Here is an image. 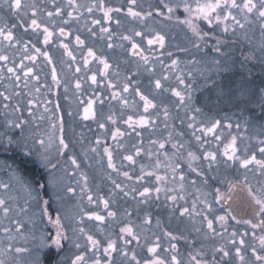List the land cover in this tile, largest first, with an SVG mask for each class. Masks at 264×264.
Instances as JSON below:
<instances>
[{
    "label": "snow or ice",
    "instance_id": "6c2138e0",
    "mask_svg": "<svg viewBox=\"0 0 264 264\" xmlns=\"http://www.w3.org/2000/svg\"><path fill=\"white\" fill-rule=\"evenodd\" d=\"M236 51L264 65V0H0V264H264V87L213 77Z\"/></svg>",
    "mask_w": 264,
    "mask_h": 264
},
{
    "label": "flooded vegetation",
    "instance_id": "af4514ba",
    "mask_svg": "<svg viewBox=\"0 0 264 264\" xmlns=\"http://www.w3.org/2000/svg\"><path fill=\"white\" fill-rule=\"evenodd\" d=\"M177 32L178 30H175L172 33L173 45H179L183 41V35L182 34L177 35L176 34ZM236 57H239L240 59L236 60ZM242 60H243V57H240L239 51H236L235 56L230 59L228 67L222 70L221 72H219L218 74H213L214 79H217L220 81L231 80L233 82H238L242 78H246L252 82V86L254 88L264 87V65H261L258 62H249L247 64H243L240 62ZM203 84H204V81L201 80V85ZM210 87H211L210 85L208 87H202L201 91L196 93V96L201 102L210 101L211 105H215V107H213V112H212L213 115L217 111V108L224 109V112L220 113L221 115H224L225 112H228L229 114H231V111H236V109H231V105L229 104L227 98L223 99V101H221L217 105L216 94L210 90ZM230 109L231 111H229ZM256 112L257 114H259V109H257ZM16 162L21 167V169L24 171H27L30 176L38 168V165L35 163V161L28 160L24 158L23 156H18L16 159ZM97 179H99V177H97ZM71 203L72 202L69 201V204H68L69 208L71 207ZM237 206L241 208L243 207L242 204H238ZM160 215H161V219L167 222L168 212L162 211Z\"/></svg>",
    "mask_w": 264,
    "mask_h": 264
}]
</instances>
